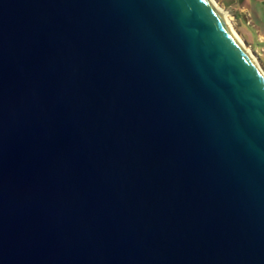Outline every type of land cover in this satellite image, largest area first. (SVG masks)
Segmentation results:
<instances>
[{
	"label": "water",
	"instance_id": "water-1",
	"mask_svg": "<svg viewBox=\"0 0 264 264\" xmlns=\"http://www.w3.org/2000/svg\"><path fill=\"white\" fill-rule=\"evenodd\" d=\"M210 0H0V264H264V78Z\"/></svg>",
	"mask_w": 264,
	"mask_h": 264
},
{
	"label": "rangeland",
	"instance_id": "rangeland-1",
	"mask_svg": "<svg viewBox=\"0 0 264 264\" xmlns=\"http://www.w3.org/2000/svg\"><path fill=\"white\" fill-rule=\"evenodd\" d=\"M264 71V0H217Z\"/></svg>",
	"mask_w": 264,
	"mask_h": 264
},
{
	"label": "bare ground",
	"instance_id": "bare-ground-1",
	"mask_svg": "<svg viewBox=\"0 0 264 264\" xmlns=\"http://www.w3.org/2000/svg\"><path fill=\"white\" fill-rule=\"evenodd\" d=\"M211 4L215 7V9L223 15L222 19L224 21V23L226 24V26L228 27V30L231 32V35L236 39V41L242 46V49L244 51H247V54L249 55V57H251L253 59V61L255 62L256 66H257V70L259 71V73L263 76L264 78V71L261 69V66L259 65L257 59L253 56V54L249 51L250 49L244 44L241 36L239 35V33L233 28L231 22H230V16L227 14L226 10L219 4L217 3V0H210Z\"/></svg>",
	"mask_w": 264,
	"mask_h": 264
}]
</instances>
